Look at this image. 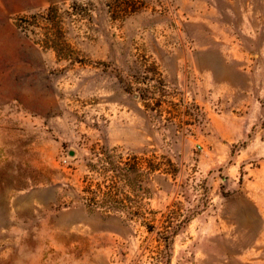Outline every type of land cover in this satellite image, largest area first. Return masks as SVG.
<instances>
[{"label":"rangeland","instance_id":"374dc122","mask_svg":"<svg viewBox=\"0 0 264 264\" xmlns=\"http://www.w3.org/2000/svg\"><path fill=\"white\" fill-rule=\"evenodd\" d=\"M0 264H264V0H0Z\"/></svg>","mask_w":264,"mask_h":264},{"label":"trees","instance_id":"16d2710c","mask_svg":"<svg viewBox=\"0 0 264 264\" xmlns=\"http://www.w3.org/2000/svg\"><path fill=\"white\" fill-rule=\"evenodd\" d=\"M140 97L141 99H143L142 95ZM102 154V164H104L108 168L107 172L110 171L111 175L107 176V174H105L96 183H93V181H87L86 184H84L81 189V192L84 195L82 198L84 200V203L89 207L95 209H110L108 210V212L111 210L123 211L122 209L124 200L125 202L131 204L130 208H128L129 210L127 211V216L130 219L140 220L148 233H152L153 230H156V232L160 236V239H163V241L169 243V241L174 236H176V234L191 220L193 215H185L180 221H178L177 224H174L175 222H177V219L174 223L170 221L174 219V216H172L171 214V212H173L172 210L168 211L170 216H164V220L156 218V212H153L152 214L154 215V217L151 221L152 224H150L146 221V218L144 216L146 214L145 210H142V208L139 206L138 196L135 195V198L132 200L125 195L124 199H122V197L121 199L119 198V196L122 194L119 188H117V179L118 181L123 179V181L128 182L130 185L132 184L133 179H135L136 181L139 180L141 169H147L149 177L153 176L154 174L166 173L162 168L164 163H167V165H170L173 168L170 173L173 176L176 173V170L173 167L171 161L169 159L156 157L154 155L151 156V158L132 156L130 159L123 160L122 156L118 154H109L107 151L103 152ZM121 166L126 168V174L120 173ZM88 169L89 172H93L94 170L91 165L88 166ZM137 188L140 189V186H138ZM177 215L179 217V214Z\"/></svg>","mask_w":264,"mask_h":264}]
</instances>
